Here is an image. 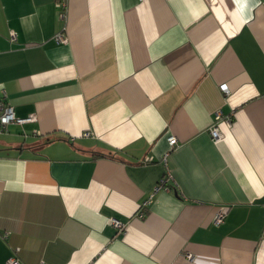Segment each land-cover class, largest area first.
I'll return each instance as SVG.
<instances>
[{
	"label": "crops",
	"instance_id": "crops-1",
	"mask_svg": "<svg viewBox=\"0 0 264 264\" xmlns=\"http://www.w3.org/2000/svg\"><path fill=\"white\" fill-rule=\"evenodd\" d=\"M0 97V264H264V0H0Z\"/></svg>",
	"mask_w": 264,
	"mask_h": 264
},
{
	"label": "built area",
	"instance_id": "built-area-1",
	"mask_svg": "<svg viewBox=\"0 0 264 264\" xmlns=\"http://www.w3.org/2000/svg\"><path fill=\"white\" fill-rule=\"evenodd\" d=\"M58 7H62L65 8V3L64 2H60L58 3ZM63 11H62V15H63ZM56 39L59 40H65L64 36L62 34H58L56 35ZM222 90L226 93H229V88L227 84H222L221 85ZM218 120L221 119V115H218ZM35 120V116L31 115L27 118H20L17 117L14 107L9 105L8 103H6V101L4 100V98L0 97V133L7 130L8 126L12 123H19V124H24L26 122L29 121H33ZM211 134L213 136V138L215 140L221 138V131L219 129V126L217 125V123L215 125L212 126L211 128ZM169 144L172 148L178 146V138L176 136H170L169 137ZM167 157H168V153L165 155V157L163 158L164 162H167ZM146 161H150L149 158ZM170 176V174H169ZM166 182V179H164L162 182H160L159 186L156 188V190L160 189V187H162L164 185V183ZM226 217V213L221 211L217 214L216 216V223H222L224 222ZM111 223L116 226V228L118 229V231H122L124 229L125 224L120 221L117 218H112ZM188 257H192L191 254H188ZM7 264H20V260L16 257V256H11L8 258L7 260Z\"/></svg>",
	"mask_w": 264,
	"mask_h": 264
}]
</instances>
